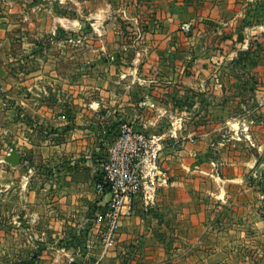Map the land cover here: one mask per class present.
<instances>
[{"label": "crops", "instance_id": "1", "mask_svg": "<svg viewBox=\"0 0 264 264\" xmlns=\"http://www.w3.org/2000/svg\"><path fill=\"white\" fill-rule=\"evenodd\" d=\"M63 2L0 0V189L9 186L11 197H20V202L9 207L12 233L41 245V252L53 248L59 257L91 264L223 263L232 237L216 226L225 227L228 213L241 209L227 204L232 195L228 188L230 184L243 183L242 170H248L258 155L249 164L247 160L239 162L243 166L236 165L234 159L220 158L219 164L226 166L220 168L218 194L208 191L219 201L213 207L194 198L199 190L198 180L179 175L188 169V160L196 151L205 154L208 141L180 142L178 137L164 140L163 133L170 127L160 126L165 115L162 107L157 106V112L146 119L152 110L145 105L147 101L161 102L167 96L139 95L137 107L131 108V95H122L123 103L116 105L120 98L116 95H50L51 88L50 93L46 92L47 80L54 76L59 60L51 56L49 41L45 45L37 37L49 36L60 48L61 38L65 34L76 37L82 23L76 15L61 13ZM156 2L160 5L156 16L164 21L162 36L170 37L180 20L217 18L219 34L225 36L218 52H253L258 44L259 50L264 51V0ZM196 4H203V8ZM26 30L32 32L30 36ZM15 31L21 38L14 35ZM20 42L24 46L18 49ZM93 80L99 83L96 78ZM143 82L147 83L145 79ZM92 88L98 87L90 85L87 89ZM260 97V104L264 105V95L251 98ZM99 99L106 102L104 107L99 108ZM123 124L154 137L158 169L166 182L161 176L156 178L152 199L146 197L144 190L133 196L130 211L127 213L126 206L122 208L124 214L114 246L106 247L101 241L103 228L94 217L109 194L98 192L94 183L108 147ZM174 132L177 136L178 127ZM13 150L20 158L14 166L7 161ZM168 150L173 152L171 156H165ZM177 162L179 172L174 167ZM248 207L251 214L244 221L257 225L260 209ZM35 251L39 253L38 249Z\"/></svg>", "mask_w": 264, "mask_h": 264}, {"label": "rangeland", "instance_id": "2", "mask_svg": "<svg viewBox=\"0 0 264 264\" xmlns=\"http://www.w3.org/2000/svg\"><path fill=\"white\" fill-rule=\"evenodd\" d=\"M63 1L61 13L76 15L82 23L76 37L65 34L61 38L60 48L49 36L37 37L45 45L49 41L51 56L59 60L54 76L47 80L46 92L51 88L50 95H116L120 97L116 105L123 103L122 95H131V108L137 107L139 95L167 96L160 103L147 101L152 113L148 112L146 119L162 107L165 115L160 126L170 127L163 133L164 140L208 141L205 154L196 151L188 160V169L179 175L198 180L194 198L213 207L219 201L209 192L218 194L220 168L226 166L219 164L220 158L234 159L236 165L243 166L239 162L247 160L249 164L258 155L248 170H242L243 183L229 185L232 195L227 204L241 209L228 213L225 227L216 226L232 237L226 259L217 264H264V105L260 104L262 97L251 98L264 95V51L259 50L260 44L239 62L238 54L218 52L225 36L219 34L217 18L180 20L168 37L160 32L164 21L156 16L160 6L156 0ZM196 5L203 8V4ZM183 24L189 28L184 30ZM24 32L28 36L32 33ZM14 35L21 38L18 31ZM18 45L21 49L24 43ZM90 85L98 88L87 89ZM105 103L99 99V108ZM250 123L253 128L248 127ZM164 154L171 156L173 152ZM174 167L180 170L179 163ZM11 192L9 186L0 189V206L5 207H0V264H91L59 257L53 248L41 252V245L14 236L9 207L20 202V197L12 198ZM249 205L260 209L257 225L244 221L251 214Z\"/></svg>", "mask_w": 264, "mask_h": 264}, {"label": "built area", "instance_id": "3", "mask_svg": "<svg viewBox=\"0 0 264 264\" xmlns=\"http://www.w3.org/2000/svg\"><path fill=\"white\" fill-rule=\"evenodd\" d=\"M182 28L187 30L188 24ZM154 137L136 131L132 125L123 124L119 134L110 144L101 166L99 179L94 183L100 193H108L106 204L95 214L94 220L102 226L101 241L106 247L114 246L121 217L122 208L129 210V204L140 190L152 199L156 178L163 177L158 169V147Z\"/></svg>", "mask_w": 264, "mask_h": 264}, {"label": "water", "instance_id": "4", "mask_svg": "<svg viewBox=\"0 0 264 264\" xmlns=\"http://www.w3.org/2000/svg\"><path fill=\"white\" fill-rule=\"evenodd\" d=\"M19 160H20L19 154L16 151L13 150V151L9 152L7 161L9 162L10 165L14 166V165L18 164Z\"/></svg>", "mask_w": 264, "mask_h": 264}, {"label": "trees", "instance_id": "5", "mask_svg": "<svg viewBox=\"0 0 264 264\" xmlns=\"http://www.w3.org/2000/svg\"><path fill=\"white\" fill-rule=\"evenodd\" d=\"M249 50L248 51H240V52H238V57L236 58V61L237 60H240L239 62H242L241 60H243V56H246L247 54H249ZM99 175H100V173H99ZM99 175L97 176V178H96V180L97 179H99Z\"/></svg>", "mask_w": 264, "mask_h": 264}]
</instances>
